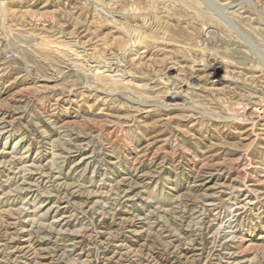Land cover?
I'll list each match as a JSON object with an SVG mask.
<instances>
[{
  "label": "rangeland",
  "instance_id": "obj_1",
  "mask_svg": "<svg viewBox=\"0 0 264 264\" xmlns=\"http://www.w3.org/2000/svg\"><path fill=\"white\" fill-rule=\"evenodd\" d=\"M262 112L264 0H0V264H264Z\"/></svg>",
  "mask_w": 264,
  "mask_h": 264
},
{
  "label": "bare ground",
  "instance_id": "obj_2",
  "mask_svg": "<svg viewBox=\"0 0 264 264\" xmlns=\"http://www.w3.org/2000/svg\"><path fill=\"white\" fill-rule=\"evenodd\" d=\"M224 63V62H223ZM215 71V77L216 78H219V77H217L218 76V74L220 73V68H219V70H218V68H215L214 69ZM219 72V73H218ZM229 80V79H228ZM175 94V93H174ZM174 96V95H173ZM179 96V100L180 101H182V102H185V101H187L186 99H185V96L183 97V96H181V95H178ZM176 98H178V97H176ZM263 114H264V112H262Z\"/></svg>",
  "mask_w": 264,
  "mask_h": 264
}]
</instances>
